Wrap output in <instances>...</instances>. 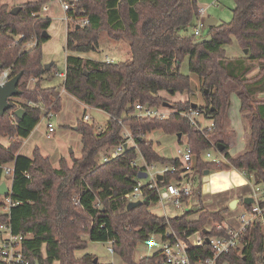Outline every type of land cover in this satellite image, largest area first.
I'll list each match as a JSON object with an SVG mask.
<instances>
[{"label":"trees","instance_id":"obj_1","mask_svg":"<svg viewBox=\"0 0 264 264\" xmlns=\"http://www.w3.org/2000/svg\"><path fill=\"white\" fill-rule=\"evenodd\" d=\"M39 0L22 5L12 15L6 5H0V64L12 67V77L23 73L18 89L22 94L10 100L12 108L0 114V165L15 164L12 197L20 202L11 210L15 233L32 234L26 243L31 264H102L85 254L90 242L115 240V254L124 264H161L160 252L151 258L135 259L140 244L151 243L156 234L164 239L170 231L191 235L205 230L209 223L210 236H223L216 225L225 222L229 208L218 211L188 209L175 218L159 217L150 210L160 201L157 190L146 189L150 205L127 210L123 197L132 190L140 172L132 161L138 152L129 148L119 158L108 163L99 160L102 150L109 152L122 141L123 127H127L136 146L148 163L171 165L178 169L168 174L159 186L179 178L181 163L166 159L155 150L148 135L162 131L167 135L187 137L194 162L192 172L202 175L213 169L231 168L244 171L247 180L255 185L264 183V110L255 101L264 92V0H235L236 9L231 23L209 28L210 39L198 41L190 34L199 14V0H78L70 12L66 49L72 53H87L99 48L102 33L129 44L131 59L107 63L71 58L67 63L65 90L81 102L108 114L104 128L80 120L77 131L81 135L82 151L71 165L60 162L54 168L48 157L34 149L31 156L20 154V148L30 137L47 111L62 109L61 92L43 86L44 69L42 45L48 37L44 32L51 19L41 16L44 4ZM71 1V0H66ZM88 20L85 26L80 20ZM25 40L16 43V37ZM37 37L35 47L24 50L25 42ZM236 40L249 54L229 59L226 46ZM188 60L189 72L181 73V65ZM254 62L259 63L256 75ZM35 81L33 88L29 87ZM234 84L235 90L228 85ZM187 95L185 103H169L162 95ZM240 100L241 110L250 111V145L246 151L231 156L222 141L213 145L211 139L221 135L231 106V93ZM168 107L172 112L164 119L140 117L137 104ZM199 109L213 122L212 130L200 131L191 126L186 113ZM23 109L21 118L15 111ZM53 111V112H54ZM14 116V119L11 117ZM119 121L122 122L119 123ZM221 153L227 163L207 162L202 155L211 148ZM231 165H230V164ZM29 176V178L27 177ZM1 180V175H0ZM80 197L79 205L73 202ZM183 202L188 197L182 198ZM249 209L251 205L244 204ZM2 217V216H0ZM244 246L228 255L220 256L216 264H264V227L250 226L243 238ZM192 264L213 257L210 245L191 247Z\"/></svg>","mask_w":264,"mask_h":264},{"label":"rangeland","instance_id":"obj_2","mask_svg":"<svg viewBox=\"0 0 264 264\" xmlns=\"http://www.w3.org/2000/svg\"><path fill=\"white\" fill-rule=\"evenodd\" d=\"M39 0H0V5H6L11 11L15 7H21L24 4L30 2H36ZM200 7H204L206 10L207 20L210 18L218 20V24H228L231 23L234 17V10L236 9L235 0H199ZM47 7L46 11L41 12V16L51 19V25L47 30L48 38L42 45V54H43V63L45 65H52L50 70L44 75L43 86L45 88H56L61 92L62 96V109L60 112L56 113L54 110V117L47 118L44 114L41 116V121L32 132L30 137L25 140L22 144L19 153L27 156H31L34 149H38L40 154L43 157H48L54 168L60 167L61 161H66L68 165H71L74 158H79L82 151V141L80 133L75 129H78V122L83 120L85 113H88L91 117L89 120L90 124H94L97 128H104L107 125L109 116L104 111L94 108V107H85L84 102H81L75 95L64 91L65 89V77H60L59 73H66L67 63L71 58H76L79 60L90 59L100 62H105L106 58L114 59L115 62H124L131 59V52L129 44L125 41H117L108 37L106 33H102L99 48L96 51H90L87 53H72L66 49L67 44V32H68V23L65 20L66 14L61 7L60 0H49L44 4ZM217 24V25H218ZM193 33V28L190 30V34ZM18 36L16 37V39ZM210 39V32L208 27L202 29V36L197 38L198 41H204ZM32 46L30 44L23 47L24 50L30 49ZM226 54L229 59H240L244 58L249 54L245 53L234 39L233 44L226 46ZM255 65L254 71L249 75H256L259 70V63L254 62ZM181 73L184 75H191L189 72L188 60H185L181 65ZM192 81L194 84L197 83L196 76L191 75ZM35 81L29 83V87L33 88ZM228 89L235 90L234 84H229ZM166 97L167 101L172 104L185 103L188 100L187 95L170 96L167 93H162ZM236 98H232L231 106V120L234 125H237V135L232 133V131L227 130L228 128V119L224 127L223 133L211 139L213 145H216V142L222 141L228 146L233 144V149L237 147V150L244 148L242 153L246 151L250 145V135L249 129H246V135L244 132V126L239 116V104L235 101ZM255 101L258 103H263L264 99L255 96ZM163 109V112L167 115L172 112L169 108L160 107ZM247 121L250 127V116L247 117ZM52 123L55 127V133L49 134L48 125ZM248 123L246 124L248 126ZM200 124L203 127L211 126V123L206 122L204 118L200 120ZM148 140L153 141L155 150L159 153L160 156L166 159H175L178 157V150L183 151L187 146V137H182L181 142L178 139V136L167 135L162 131H156L148 135ZM8 142L7 138H0V143L6 145ZM211 153L212 156L222 157V162L227 163L223 159L222 154L217 151L215 148H211L207 152H204L202 155L203 159L207 162H211V159L206 157L207 153ZM108 153L105 150H102L99 154V160L102 162L105 154ZM236 157L237 155H231ZM138 153L137 158H140ZM230 164V163H229ZM231 165V164H230ZM232 167V166H231ZM229 168L226 170L213 169L208 174L203 173L202 175L196 174L198 176L196 180L202 179V199L206 197L213 198V193L227 187L229 189L237 188L239 182H243L244 176L241 171ZM6 179H3V182H6ZM145 180L144 182H146ZM175 182V180H174ZM7 184L9 182L7 181ZM196 187H199V182L195 181ZM200 197V193L196 195ZM200 199L191 197L188 202H182V208H176L174 204H170L167 201L164 203L158 202L155 205H152L150 210L153 214L159 217L175 218L182 216L189 208L190 204L194 203L197 211L203 210L204 206L196 205L201 204ZM210 200V201H211ZM231 204L228 205V212L226 214L225 221L227 224L232 225V223L237 219L241 211L243 210V202L240 201L236 209H231ZM205 210H208L204 208ZM197 212L194 213L191 218L196 217ZM213 225L211 223L206 227L208 230H211ZM151 243L140 244L136 250L135 259L137 262L141 261L142 258H151L162 247L163 239L161 235H154L152 237ZM108 242H90L88 241V247L85 251L77 252L79 257L85 254H91L102 264H124L123 261L116 255L111 254L108 251L109 247ZM59 264V263H55ZM226 264V263H223Z\"/></svg>","mask_w":264,"mask_h":264},{"label":"built area","instance_id":"obj_3","mask_svg":"<svg viewBox=\"0 0 264 264\" xmlns=\"http://www.w3.org/2000/svg\"><path fill=\"white\" fill-rule=\"evenodd\" d=\"M78 0H60L61 7L66 14L65 20L68 24L71 23L72 19L70 12L75 10V3ZM46 11L47 7L43 6L42 11ZM207 17L206 10L204 7L199 8V14L193 28V35L196 38L202 36V29L206 27ZM80 25L85 26L88 24V20L81 19ZM21 40H25V35L18 36L16 43ZM30 44L32 47H35L37 44V37L33 35L29 38L25 45ZM107 63H114V59L106 58ZM60 77H63V73H59ZM12 78V67L6 69H0V87L5 86L10 79ZM85 107H89L83 103ZM137 113L140 117H151V118H160L164 119L168 115L163 112V109L152 106H144L142 104L136 105ZM47 118H53L54 112L47 111ZM191 126L195 127L197 130L206 131L212 130L213 122L209 127H203L200 124V120L205 118L199 109L193 108L191 111L185 115ZM14 119V116L11 117ZM91 119L88 113H85L83 120L88 122ZM119 123L122 124L121 121ZM101 129V128H100ZM49 134L55 133V127L52 123L48 125ZM123 141L111 149L103 157L102 163H108L112 160L119 158L125 153L129 148L135 149L139 154L140 158H135L132 161V165L139 167L140 172H146V179H139L138 176L134 179V186L132 190L126 193L123 197V200L126 203V206L129 202H136L146 198L145 191L146 189L157 190L160 195V202L164 203L165 201L170 202L175 205L176 208H182V198L196 196L200 193L199 187H196L195 180L190 176L192 172V164L194 162V156L192 149L189 145L185 147L183 151L178 150V157L176 159L181 163L180 175L179 178H173L169 183L159 186V182L164 181V178L168 174L175 175L178 173V169L171 165H161L156 163H148L143 155L141 154L139 148L134 142L133 135L127 127H123L122 131ZM223 156V155H222ZM206 157L211 159L212 162L221 163L222 157H213L209 152ZM224 159V156H223ZM243 176L245 172L242 171ZM0 185L3 182V179H6L9 184L6 183L8 192L5 195H0V264H31L26 243L29 239L32 238V234H22L15 233L11 221V210L13 207L20 204V202H15L12 197V185L15 178V164H5L0 165ZM159 176L163 177V180H159ZM29 178V176H27ZM147 180L146 182H144ZM175 180V182H174ZM253 198V203L249 209L245 208L241 212L238 222L239 227H225L224 224L216 225L217 230L225 231L226 233L223 236H210L209 230L197 231L191 235L187 232H176L173 230L168 231L163 239V244L160 252V263L161 264H192L190 256L191 247H203L204 245H210L213 257L205 261H198L196 264H216L217 259L220 256L228 255L232 251L242 248L243 238L247 229L253 224L261 223L264 227V183L253 186V191L251 194ZM73 202L76 205L80 203V197L76 194L73 197ZM108 251L111 254H115V240H110Z\"/></svg>","mask_w":264,"mask_h":264},{"label":"crops","instance_id":"obj_4","mask_svg":"<svg viewBox=\"0 0 264 264\" xmlns=\"http://www.w3.org/2000/svg\"><path fill=\"white\" fill-rule=\"evenodd\" d=\"M63 73V72H62ZM63 77H65L66 79V73H63ZM64 91H66L64 89ZM259 97H262L264 99V92H259L258 94ZM236 98L235 101L238 102L239 104V116L241 118V121L243 123V126H244V132H245V135H246V129L247 127H249V123L247 121V117L250 116V111H242L241 110V104H240V100L237 96V94L235 92H232L231 93V106H232V98ZM261 105V108H263L264 110V102L263 103H260ZM231 106H230V109H229V116H228V128L227 130H230L232 131L233 134H235V137L237 135V125H234L232 120H231ZM206 122H209V123H212V120H209L207 118H204ZM248 123V126L246 125ZM184 137V136H183ZM186 137V136H185ZM179 139V138H178ZM182 139V138H181ZM181 139L180 142H181ZM188 145V144H187ZM233 147V144L230 145L229 149H228V153L230 155H239L242 153V151L244 150L241 149V150H237V147H235V150L232 148ZM107 154V153H106ZM162 165V164H161ZM210 171H206L205 174H208ZM242 172V171H241ZM197 174V173H196ZM190 176L195 180V181H198L200 184H199V190H200V197H197V196H190L188 197V201L191 199V197H195L197 199H202V195H203V192H202V179H199V180H196L198 179L195 175L194 172H191L190 173ZM244 181L243 182H239L238 185H237V188H232V189H229L227 187L217 191L216 193H213V198L214 200L212 199L211 200V197H206L204 200H200V203L201 204H198L196 205V207L200 206V205H203L204 208L210 210V211H218V210H221V209H225L228 207V205L230 203H232L233 201L235 200H239V201H242L245 199V198H251V194H252V191H253V186H254V183L253 182H250L249 180H247L246 176H244ZM211 200V201H210ZM186 201V202H188ZM170 203V202H168ZM172 204V203H170ZM239 204V203H238ZM237 204V205H238ZM243 206H244V202H243ZM237 207V206H236ZM192 209L194 213L197 212V209L195 208V205L194 203L190 204V208L189 210ZM236 209V208H235ZM245 209V206L243 207V210ZM243 210L241 212H243ZM241 214V213H240ZM239 214V216H240ZM239 216L237 217V219H234L236 221H234L232 223V225L230 224H227L226 221L223 223L225 227H233V228H238L239 227V222H238V219H239Z\"/></svg>","mask_w":264,"mask_h":264},{"label":"water","instance_id":"obj_5","mask_svg":"<svg viewBox=\"0 0 264 264\" xmlns=\"http://www.w3.org/2000/svg\"><path fill=\"white\" fill-rule=\"evenodd\" d=\"M21 8L22 7H15L14 9H12L10 11V13L12 15H17L18 12L21 10ZM217 24H218V20L210 18L206 22V27L213 28V27L217 26ZM44 36L48 37L47 31L44 32ZM245 53L247 54L248 50H245ZM51 66L52 65H50V64L45 65L44 69L46 71H48V70H50ZM0 69H2L1 64H0ZM22 76H23V73H20L16 76L12 77L10 79V81L5 86L0 87V114L1 115H4L7 110L12 108V104L10 103V100L13 98H17L22 94V92L18 89V85H19V82H20ZM169 106H170V104L166 103L164 107L168 108ZM196 107H197L196 105L193 106V108H196ZM23 113H24L23 109H18L15 111V115L18 118H21ZM75 129L77 130V127H75ZM178 138L181 139L182 135L179 134ZM217 147H218V151L220 153H222L224 150V145L218 144ZM147 176L148 175L146 172L141 171L138 173L139 179H146ZM159 180L162 181L163 177L159 176ZM7 192H8V188L6 186V183L4 182L0 185V195H5V194H7ZM239 202H240L239 200L233 201L231 204V209H235ZM243 202H244V204L251 205L253 203V198L252 197L251 198H245L243 200ZM142 205H147V206L150 205V200L148 197H146L143 200L136 201V202H129L126 207H127V210H131V209H134V208L142 206ZM95 263H98L97 258L95 259Z\"/></svg>","mask_w":264,"mask_h":264}]
</instances>
